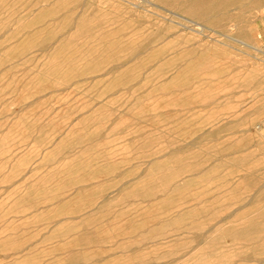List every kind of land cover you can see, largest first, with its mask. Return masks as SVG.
Instances as JSON below:
<instances>
[{
	"label": "rangeland",
	"instance_id": "rangeland-1",
	"mask_svg": "<svg viewBox=\"0 0 264 264\" xmlns=\"http://www.w3.org/2000/svg\"><path fill=\"white\" fill-rule=\"evenodd\" d=\"M256 124L264 0H0V264H264Z\"/></svg>",
	"mask_w": 264,
	"mask_h": 264
},
{
	"label": "bare ground",
	"instance_id": "bare-ground-1",
	"mask_svg": "<svg viewBox=\"0 0 264 264\" xmlns=\"http://www.w3.org/2000/svg\"><path fill=\"white\" fill-rule=\"evenodd\" d=\"M188 19V18H187ZM188 22H190L191 24H192V26L191 25H189V26H184L185 28H188V29H192V30H195V31H202V30H204V28H203V26L201 25V23L199 24V23H197V22H195V21H192V20H187ZM234 26H236V25H234ZM195 27H196V29H195ZM229 28V27H228ZM238 42H241V41H239V40H237ZM243 42V41H242ZM245 43V42H244ZM247 44V43H246ZM255 48V47H254ZM141 50V49H140ZM258 50H259V48H258ZM232 76V75H231ZM219 77V76H218ZM217 78V77H216ZM246 78H247V76H246ZM219 79V78H218ZM237 80V79H236ZM242 80V79H241ZM245 80V79H244ZM243 82V81H242ZM226 88V87H225ZM232 89V88H231ZM231 89H229V90H231ZM234 89V88H233ZM225 91V90H224ZM219 92V91H218ZM228 94V93H227ZM233 94V93H232ZM229 97H231V96H229ZM233 97V96H232ZM231 97V98H232ZM241 103V102H240ZM245 103H246V101H245ZM204 104V103H203ZM235 104V103H234ZM233 104V105H234ZM237 104V103H236ZM251 106V105H250ZM249 106V107H250ZM192 107V106H191ZM232 107H230L229 109H231ZM235 108H237V106L235 107ZM243 108H245L244 106H243ZM243 108H241L240 109V111H239V114L240 113H243L244 111L246 112V110L247 109H245L244 111L242 110ZM189 109V108H188ZM254 109V108H253ZM252 109V110H253ZM232 111H236V110H233V108H232ZM237 112V111H236ZM252 113V112H251ZM256 113V112H255ZM254 114V113H253ZM237 115H238V113H237ZM242 115V114H241ZM234 116V115H233ZM249 116H250V114H249ZM255 116V115H254ZM223 117V116H222ZM220 118V117H219ZM231 118V117H230ZM234 118V117H233ZM239 118V117H238ZM218 119V118H217ZM228 120V119H227ZM242 120V119H241ZM258 120V119H257ZM209 121H211V120H209ZM214 121V120H213ZM212 121V122H213ZM233 121V120H232ZM225 123H227V122H225ZM242 124V123H241ZM213 125V124H212ZM218 125V124H217ZM233 125H235V123L233 124ZM216 126V125H215ZM236 126V125H235ZM209 127V126H208ZM217 127V126H216ZM242 127H244V126H242ZM248 127V126H247ZM255 128H256V131H257V133L259 134V135H263L264 136V126L261 124H256L255 126H254ZM247 130H249V129H247ZM210 131H211V129H210ZM248 133V132H247ZM251 133V132H250ZM256 133V134H257ZM249 134V133H248ZM254 134V133H253ZM252 136V135H251ZM253 136H255V135H253ZM244 137V136H243ZM246 137V136H245ZM248 138V137H247ZM254 141V140H253ZM259 141V140H258ZM181 143V142H180ZM238 143V142H237ZM248 143H249V141H248ZM190 144V143H189ZM238 145V144H237ZM259 145V144H258ZM185 147V146H184ZM244 148V147H243ZM261 148H262V151H263V158L262 159H264V142L262 143V145H261ZM172 152V151H171ZM170 152V153H171ZM248 153V152H247ZM163 154V153H162ZM260 154V153H259ZM176 156H177V154H176ZM261 156V155H260ZM230 158V157H229ZM245 158V157H244ZM247 158V157H246ZM258 173V172H257ZM239 175V174H238ZM264 186H262V187H260V188H263ZM239 188H241V187H239ZM259 188V189H260ZM241 189H244L243 188V186H242V188ZM259 191V190H258ZM257 193V192H256ZM121 194V193H120ZM253 197V196H252ZM249 199H252V198H249ZM247 205V204H246ZM221 220V219H220ZM246 220V219H245ZM249 220V219H248ZM221 222V221H220ZM223 222V221H222ZM263 223V222H262ZM219 224V223H218ZM213 229V228H212ZM212 231V230H211ZM243 236V235H242ZM234 241V240H233ZM263 243V242H262ZM200 245V244H199ZM250 245V244H249ZM198 246V245H197ZM249 247V246H248ZM259 262V261H258Z\"/></svg>",
	"mask_w": 264,
	"mask_h": 264
}]
</instances>
